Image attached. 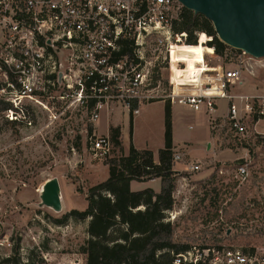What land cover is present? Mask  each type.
<instances>
[{
	"label": "built area",
	"instance_id": "built-area-1",
	"mask_svg": "<svg viewBox=\"0 0 264 264\" xmlns=\"http://www.w3.org/2000/svg\"><path fill=\"white\" fill-rule=\"evenodd\" d=\"M183 7L179 0H0V95L7 96L6 116L19 120L25 99L91 104L93 122L111 102L136 115L140 104L162 101L204 112L215 123L222 118L234 137L252 140L264 152V130L258 127L264 121V83L260 90H244L256 65L264 68V57L233 48V54L218 55L217 63L206 57L191 67L175 48L187 38L175 30ZM196 34L210 46L213 36ZM221 101L226 112L215 115ZM85 141L95 158L110 156L109 135L92 130ZM184 159L176 149L174 162ZM245 159L234 169L242 181L250 175V156ZM201 168L199 161L189 164L191 171ZM175 213L168 210L166 221ZM248 231L262 235V242L234 243L230 229L224 242L171 251L172 264H264V219Z\"/></svg>",
	"mask_w": 264,
	"mask_h": 264
},
{
	"label": "rangeland",
	"instance_id": "rangeland-1",
	"mask_svg": "<svg viewBox=\"0 0 264 264\" xmlns=\"http://www.w3.org/2000/svg\"><path fill=\"white\" fill-rule=\"evenodd\" d=\"M233 52L229 47L224 56ZM206 57L220 61L217 54L207 50L186 54L191 67ZM247 76L251 85L244 90L254 92L255 86L260 90L264 83L262 65H256L254 76ZM0 96V264H21L30 256L47 264H86L82 247L89 238L90 218L79 220L71 215L62 223L58 220L87 208L90 188L109 177L108 159L127 155L131 145L151 149L158 161V151L165 146L169 104L145 102L134 115L115 101L93 122L89 119L91 104L80 107L71 100L41 99L39 103L25 99L24 114L11 121L4 108L7 96ZM170 107L173 152L179 149L185 157L174 162L177 182L172 210L176 213L169 221L174 226V240L189 245L214 244L224 242L231 229L234 243L262 242V235L240 230L246 223L258 229L264 219V152L258 149L259 144L234 137L222 118L215 123L211 115L188 106ZM55 112L60 114L56 119ZM225 112L226 102L221 101L215 115ZM116 127L121 129L120 145L112 139ZM258 127L264 130V121ZM90 130L111 137L113 147L108 158L94 157L85 141ZM247 154L250 175L242 181L234 169ZM192 161L201 163L200 171L189 169ZM54 178L60 182V211L42 200L45 183ZM140 185L137 181L132 189ZM152 185L160 191L161 179ZM243 207L247 215L240 218L237 215ZM7 257L12 259L7 262Z\"/></svg>",
	"mask_w": 264,
	"mask_h": 264
},
{
	"label": "trees",
	"instance_id": "trees-1",
	"mask_svg": "<svg viewBox=\"0 0 264 264\" xmlns=\"http://www.w3.org/2000/svg\"><path fill=\"white\" fill-rule=\"evenodd\" d=\"M180 18L175 21V30L187 33L186 43L175 47L181 55L207 50L222 56L230 47L218 38L212 22L203 14L183 7ZM197 31L213 36L209 45L215 47V52L212 47L204 44V38L197 41ZM177 55L173 54L175 58ZM7 107L6 103L4 108ZM170 112L169 104L165 146L158 151V161L151 149H138L131 145L127 155L108 159L106 164L109 166V177L90 188L86 197L87 208L76 209L65 215L63 220H58L62 223L71 215L79 220L90 218L87 229L89 238L82 247V252L87 255L86 264H172L171 251L178 253L189 247V244L174 240V226L166 221L167 211L172 210L175 204L177 182ZM120 133L119 127L112 129V139L116 145H120ZM156 178L161 179L160 191L152 187L140 190L131 187L132 181ZM246 215L243 207L237 216L241 218ZM248 227L247 223L240 227L241 232L246 233ZM14 249L19 250L18 246ZM11 259L7 257L5 261ZM21 264L47 263L43 259L36 261L30 256Z\"/></svg>",
	"mask_w": 264,
	"mask_h": 264
},
{
	"label": "water",
	"instance_id": "water-1",
	"mask_svg": "<svg viewBox=\"0 0 264 264\" xmlns=\"http://www.w3.org/2000/svg\"><path fill=\"white\" fill-rule=\"evenodd\" d=\"M184 7L208 18L218 38L232 48L264 57V0H179ZM43 203L62 209L57 178L43 187Z\"/></svg>",
	"mask_w": 264,
	"mask_h": 264
},
{
	"label": "crops",
	"instance_id": "crops-1",
	"mask_svg": "<svg viewBox=\"0 0 264 264\" xmlns=\"http://www.w3.org/2000/svg\"><path fill=\"white\" fill-rule=\"evenodd\" d=\"M154 181H157V178L156 179L149 180V181H142V182H139L138 181V183L141 184L142 186L140 185L139 187H136V188H138L136 190H140L139 188L144 189V188H147V187H152L153 189H155L157 191V189L152 185V183ZM135 182H137V181H132L131 182V187L132 188L135 185Z\"/></svg>",
	"mask_w": 264,
	"mask_h": 264
},
{
	"label": "bare ground",
	"instance_id": "bare-ground-1",
	"mask_svg": "<svg viewBox=\"0 0 264 264\" xmlns=\"http://www.w3.org/2000/svg\"><path fill=\"white\" fill-rule=\"evenodd\" d=\"M173 58H174V56H173ZM51 208H53L54 210H56V211H60L61 209H56V208H54V207H52V206H50Z\"/></svg>",
	"mask_w": 264,
	"mask_h": 264
}]
</instances>
